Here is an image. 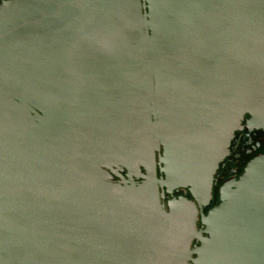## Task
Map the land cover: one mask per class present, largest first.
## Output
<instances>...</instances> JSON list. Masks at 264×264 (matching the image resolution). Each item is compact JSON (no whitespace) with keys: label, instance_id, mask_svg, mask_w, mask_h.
Returning <instances> with one entry per match:
<instances>
[{"label":"water","instance_id":"obj_1","mask_svg":"<svg viewBox=\"0 0 264 264\" xmlns=\"http://www.w3.org/2000/svg\"><path fill=\"white\" fill-rule=\"evenodd\" d=\"M244 120L264 0H0V264H264V154L204 212Z\"/></svg>","mask_w":264,"mask_h":264},{"label":"flooded vegetation","instance_id":"obj_2","mask_svg":"<svg viewBox=\"0 0 264 264\" xmlns=\"http://www.w3.org/2000/svg\"><path fill=\"white\" fill-rule=\"evenodd\" d=\"M243 128L235 132L234 137L231 140L229 146V154L219 163V166L214 174L213 183V196L210 203L205 206L204 212L206 213L211 207L216 205L219 201L218 194L221 185L228 179L238 177L243 171L245 165L253 157L258 154H264V130L263 129H250L247 127L245 120L243 121ZM111 177L109 181L119 182L122 178L120 175L108 170ZM119 172L126 178V170ZM135 181L140 179L133 176ZM185 196L191 198V194L188 189L179 188L174 190L172 194L165 193L161 198L164 208L167 209L168 200L173 197ZM200 217L197 219V227L200 226ZM195 243V241H193ZM198 244V243H197Z\"/></svg>","mask_w":264,"mask_h":264}]
</instances>
